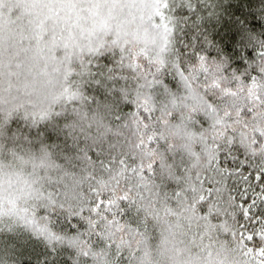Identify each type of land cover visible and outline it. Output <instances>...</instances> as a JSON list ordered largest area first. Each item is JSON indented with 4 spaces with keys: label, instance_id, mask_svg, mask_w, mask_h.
<instances>
[{
    "label": "snow or ice",
    "instance_id": "6c2138e0",
    "mask_svg": "<svg viewBox=\"0 0 264 264\" xmlns=\"http://www.w3.org/2000/svg\"><path fill=\"white\" fill-rule=\"evenodd\" d=\"M264 264V0H0V264Z\"/></svg>",
    "mask_w": 264,
    "mask_h": 264
},
{
    "label": "clouds",
    "instance_id": "9594fccd",
    "mask_svg": "<svg viewBox=\"0 0 264 264\" xmlns=\"http://www.w3.org/2000/svg\"><path fill=\"white\" fill-rule=\"evenodd\" d=\"M162 264H166V262H162Z\"/></svg>",
    "mask_w": 264,
    "mask_h": 264
}]
</instances>
